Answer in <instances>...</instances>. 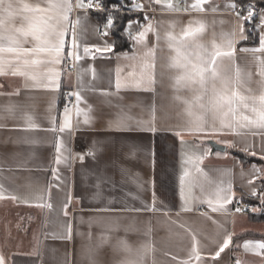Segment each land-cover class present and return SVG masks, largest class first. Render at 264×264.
<instances>
[{
	"label": "crops",
	"instance_id": "crops-1",
	"mask_svg": "<svg viewBox=\"0 0 264 264\" xmlns=\"http://www.w3.org/2000/svg\"><path fill=\"white\" fill-rule=\"evenodd\" d=\"M173 2L180 11H169L154 0L132 2V11L142 14L143 21L134 19L130 21L131 27L128 22L125 35L132 50L119 53L114 52V38L110 29L105 28L106 23L99 22L94 13L74 8L70 18L73 22L80 21L76 38L82 59L55 66L21 68L37 74L44 83L49 69L60 72L56 90L26 87L33 82L23 76H12L11 69L8 75L0 76L3 93L0 94V190L6 197H17L0 200V255L6 264H130L144 245L151 246L144 264H237L238 260L240 264H264V255L244 248L247 242L264 241V219L255 218L264 215V197L260 195L264 167L244 166L231 153L236 149L248 155L255 153L252 156L262 159L264 130L238 128L240 134H232L229 129H224L222 135L187 134L185 129L196 116L203 115L206 128L213 125V117L198 107H193L189 114L185 101L192 102L195 93L176 83L181 69L170 66L175 53L166 38L169 32L180 37L190 25L195 28L203 24L204 31L197 35L195 43L211 50L213 42L222 43V33H235L231 37L235 40L234 60L223 58L219 62L220 71L234 76L238 67L245 81L239 91L259 96L262 78L258 75L257 58L264 59V53L240 49L259 47L264 36V10L258 12L254 22L259 43L247 47L242 45L248 38L244 17H248L251 9L241 10L232 0H209L203 12L183 11L193 0H184L183 4L179 0ZM9 3L13 15L9 17L0 9L3 18L0 33L17 36L23 42L16 30L27 27L24 17L33 16L22 11L23 6L46 7L47 0H5V7ZM233 3L236 7H229ZM137 4L143 6L142 10L137 9ZM137 22L153 25L147 47L132 39L143 30ZM102 29L108 35L101 34ZM66 39L67 50L71 47V36ZM28 40L24 47L33 46L31 37ZM188 44L192 46L193 41L190 39ZM85 45L111 46L112 50L94 52V58L84 57ZM153 46L155 84L145 91L132 86L138 76L131 77L129 73L134 68L138 72L140 58ZM0 55L14 58L12 53ZM118 71L122 84L119 91ZM247 88L251 93L246 92ZM16 91L18 95H11ZM77 92L82 97L79 102ZM65 94L72 98L67 107L71 127L59 132L66 114L60 110ZM77 108L88 113L89 123L83 122V115L77 116ZM153 110L155 132L147 130L151 127L148 121ZM118 120L126 121L128 128L117 130ZM215 126L219 128L218 121ZM54 127L55 132L51 130ZM177 132L184 134L178 136ZM209 141L225 146L226 151L212 154ZM225 141L233 146L228 147ZM57 143L61 145L59 164ZM191 156H203V162L198 164L202 172L185 163ZM53 169L58 179L54 178ZM185 170L191 174L182 188L180 177ZM229 183L234 193L232 203L225 210L213 212L204 201L214 199L212 194L217 187L226 189ZM153 197L156 211L148 210ZM246 198H257L259 204L251 212H237V205L246 202ZM38 203H50L51 208L34 206ZM183 207L191 211H183ZM103 208L112 211H97ZM229 234L232 243L219 258L212 259ZM193 237L199 261L193 254Z\"/></svg>",
	"mask_w": 264,
	"mask_h": 264
},
{
	"label": "snow or ice",
	"instance_id": "snow-or-ice-1",
	"mask_svg": "<svg viewBox=\"0 0 264 264\" xmlns=\"http://www.w3.org/2000/svg\"><path fill=\"white\" fill-rule=\"evenodd\" d=\"M135 3V0H132ZM156 4H162L164 8L169 11H180V7L173 0H154ZM94 0H47V6L41 7L39 5L35 7H30L25 4L22 11L33 13L31 18L24 17L28 21L27 27H21L17 29L19 36H22L23 42H21L17 36L4 35L0 33V54L12 53L14 54L13 59H5L0 55V76H5L9 74L8 69H11L10 74L12 76H23L26 80H30L33 83L31 85L26 84V87H44L49 90H56L58 88V78L60 72L49 69L48 73L45 75L44 79L47 81L44 83L41 81L37 74L28 71H22L21 68H30L34 65H60L68 61L78 62L82 59L81 53L79 51L80 44L77 42L76 38V26L80 23L79 19L73 22L70 18V14L74 8L85 9L91 8L93 6ZM209 3V0H193L191 4H186L183 11H205L204 6ZM138 10H142V5H136ZM229 7L235 8L236 5L230 4ZM12 4L9 3L5 7V0H0V9L7 13L9 17L13 15L10 11ZM213 11H216L213 8ZM252 11L249 10L248 19L252 16ZM148 19V17H145ZM3 24V18H0V25ZM143 28L142 31H138L135 36L132 37L137 44L147 47L148 34L154 32L153 25L148 23L147 25H139ZM114 26L113 17L109 16L105 25V28H112ZM131 27V22L129 23ZM173 27V25H170ZM204 31V25L200 24L198 27L193 28L191 25L186 28L180 37L175 36L173 33L169 32L166 34L168 47L172 52L175 53L171 57L170 66L173 68L181 69V74L176 78L177 84H182L184 87L190 88L194 93L193 101L185 103L189 104V114H192L191 109L193 107H198L202 113H211L213 117V125L211 127H205V121L203 115H198L190 123V126L185 129V132L189 135H222L224 134V129H229L232 134H240L238 128H256L264 130V59L257 58L259 62L260 70L258 75L262 78L260 81L261 92L259 96L246 95L239 91L241 87L244 86L245 81L241 75L240 69L237 67L235 69V75L229 76L220 71L219 62L223 58H228L234 60L236 48L235 40L231 37L235 33L221 34V44L215 42L212 43L211 50L205 48L201 44L195 43V38L197 35ZM71 36L70 49L66 50V46L69 41L66 39ZM103 35H108L105 31ZM34 41L33 46L24 47L23 44L29 43L28 38ZM193 41L192 46L188 44L189 40ZM157 41H159V36L157 35ZM111 46H105L103 48L97 47L95 45L83 47V56H93L94 52L104 53L111 51ZM240 51L243 52H253V53H264V36H261L259 47L256 48H242ZM32 57V59H29ZM94 58V56H93ZM15 65V67H13ZM63 70V69H62ZM155 46L147 48L144 56L140 58L138 72L134 68L133 72L129 73L131 77H137L132 81V86L137 88H143L145 91L151 90V86L155 84ZM93 78H95V71L92 70ZM250 78V74H249ZM78 80L83 86L82 77L78 74ZM121 80L119 78V71L117 73L116 89L119 91L121 88ZM127 86V82L125 84ZM2 87V85H0ZM251 89L247 88L246 92L251 93ZM3 94V93H0ZM19 92L16 91L11 93V95H18ZM106 95V93H104ZM77 101H81L82 97L80 93H75ZM205 97L207 99L205 100ZM10 110V109H9ZM90 111V109H89ZM65 116L63 118V124L60 125L58 131L64 132L65 129H70L71 118L68 113V109H65ZM250 113V114H249ZM84 116V123H89L88 113L80 108H77V116ZM219 122V128L215 126L216 122ZM143 123V122H138ZM148 123L151 127L147 130L155 132V113L153 110L152 118ZM31 126V125H30ZM117 130L127 129L128 125L126 121L118 120L115 124ZM52 131H57L54 127ZM184 133L177 132L176 135L182 136ZM255 134V133H253ZM228 147H232L231 142H224ZM57 158L56 163H61V158L59 153L61 152V145L57 143L56 145ZM226 154V153H225ZM255 155V153H250ZM81 159H83L81 157ZM264 159V157H262ZM203 162V156L195 157L191 156L185 163L192 165L196 172H202V169L198 167V164ZM190 170H185L184 174L180 177L182 188L185 184L186 178L190 176ZM53 176L56 177V170L53 169ZM252 181H250L251 183ZM255 195V193H253ZM213 198L206 199V202L213 212H218L225 210L226 206L232 203V198L234 193L232 192L231 183L228 184L227 188L217 187V189L212 194ZM16 200V196L6 197L4 192L0 190V200L3 199ZM182 200L184 199L182 191ZM71 197H69V200ZM264 201V198H262ZM36 207H48L51 208V204L38 203L35 204ZM67 205H65V209ZM148 210L156 211L155 208V197H153L152 207ZM183 211H191L189 207H183ZM97 211H112V209H98ZM132 211H141L140 209H133ZM239 212L240 209L236 208ZM165 214H167L165 212ZM65 215L67 211L65 210ZM69 238L71 234V228L68 229ZM193 254L196 260H200L201 257L197 251L195 244V237H193ZM232 243L231 234L227 235L223 243L219 246L218 251L215 252L212 259H217L220 254L224 252L225 249L229 247ZM127 249V246H125ZM245 251H252L257 255H264V241L247 242L244 244ZM151 251L150 245H144L139 251L137 258L131 261L130 264H144L145 257ZM0 264H6L3 255H0ZM187 264V262H184ZM240 264V261H237Z\"/></svg>",
	"mask_w": 264,
	"mask_h": 264
},
{
	"label": "trees",
	"instance_id": "trees-1",
	"mask_svg": "<svg viewBox=\"0 0 264 264\" xmlns=\"http://www.w3.org/2000/svg\"><path fill=\"white\" fill-rule=\"evenodd\" d=\"M104 7L107 9H111L110 13H94L96 19L105 24L109 16L113 17L114 26L110 28V34L114 38V52H129L132 50L131 41L125 35V28L128 22L138 19L139 21H143L142 14L136 13L132 11V1L131 0H100ZM234 1L241 10L251 9L252 13H257L264 10V0H232ZM257 17L253 19L252 25L246 21L247 29H248V38L242 44L247 47H255L259 43V34L257 29L255 28L254 22ZM232 155L240 160V162L244 165L256 164L258 166L264 167V160L248 155L242 151L232 149ZM264 197V180H262V189L260 195ZM245 201L247 203L256 205L259 204V199L246 198ZM257 219H264L263 216H256Z\"/></svg>",
	"mask_w": 264,
	"mask_h": 264
},
{
	"label": "built area",
	"instance_id": "built-area-1",
	"mask_svg": "<svg viewBox=\"0 0 264 264\" xmlns=\"http://www.w3.org/2000/svg\"><path fill=\"white\" fill-rule=\"evenodd\" d=\"M182 4L184 2V0H179ZM85 11L89 12V13H110L111 12V9H107L104 7L103 3L100 1V0H94V3H93V6L91 8H85L84 9ZM246 12H242L243 15H246L245 14ZM106 30L105 29H102L100 31L101 34H103ZM69 71H73L72 68H69L68 69ZM72 103V98L68 95V94H65L63 97H62V101H61V108L60 110L61 111H65V109ZM237 207L240 209V211H253L254 210V205L253 204H250V203H247V202H241L237 205Z\"/></svg>",
	"mask_w": 264,
	"mask_h": 264
},
{
	"label": "water",
	"instance_id": "water-1",
	"mask_svg": "<svg viewBox=\"0 0 264 264\" xmlns=\"http://www.w3.org/2000/svg\"><path fill=\"white\" fill-rule=\"evenodd\" d=\"M256 17H257V13H253L252 16L247 19V22L252 25L253 19H255ZM208 143L212 147V154L216 151H226L225 146H222V145L216 143L215 141H209Z\"/></svg>",
	"mask_w": 264,
	"mask_h": 264
}]
</instances>
